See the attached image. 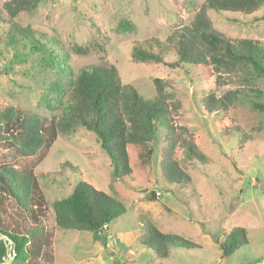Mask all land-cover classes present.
<instances>
[{"label": "rangeland", "instance_id": "1", "mask_svg": "<svg viewBox=\"0 0 264 264\" xmlns=\"http://www.w3.org/2000/svg\"><path fill=\"white\" fill-rule=\"evenodd\" d=\"M8 1L0 0L2 13ZM205 1L44 0L33 12L19 16L24 26L60 41L76 72L113 65L122 84L133 86L145 100L155 95V79L164 80L175 95L168 101L173 131L154 146L155 154L144 169H134L140 173L128 177L130 184L113 180L110 160L93 133L79 128L60 135L35 170L48 201L52 264H264V112L252 107V102L264 104V77L250 78L241 70L218 73L213 66L195 72L137 63L131 56L135 43L157 39L170 48L166 61H175L171 37L191 26ZM263 11L249 17L212 12L211 19L230 40L264 44ZM8 30V23H0L3 40ZM76 45L89 48V54H75ZM9 49L6 43L0 45V111L13 107L51 120L56 113L38 102L52 75L42 72L38 55L10 67L7 59L14 51ZM236 90L242 100L226 113L206 109L208 96L220 98ZM191 142L205 158L204 164L185 158L184 146ZM13 156V151L0 149V164L18 165ZM174 161L190 181L168 177ZM81 181L117 197L127 209L98 235L64 230L55 223L54 201L69 196ZM153 192L156 201L152 202ZM148 222L201 248H177L162 260L141 243ZM238 227L246 229L248 244L222 258L221 244Z\"/></svg>", "mask_w": 264, "mask_h": 264}, {"label": "trees", "instance_id": "2", "mask_svg": "<svg viewBox=\"0 0 264 264\" xmlns=\"http://www.w3.org/2000/svg\"><path fill=\"white\" fill-rule=\"evenodd\" d=\"M42 1L9 0L3 13L0 11V23L9 24L7 39L0 36V45L6 43L14 51L7 59L10 67L38 55L42 72L52 75L38 103L56 113L50 120L13 107L0 111V149L13 151V158L19 162L0 164V232L14 243L13 264L54 262L53 232L46 222L48 201L35 170L45 161L60 135L79 128L93 133L110 160L113 180L130 184L128 177L140 173L134 169H144L155 154L154 146L173 131L168 101L175 95L164 80L153 81L155 95L145 100L133 86L122 84L113 65L92 66L76 72L60 41L21 24L19 16L33 12ZM263 8L264 0H206L191 26L182 33L175 31L171 37L175 61H166L170 48L157 39L135 43L132 60L196 69L195 72L213 66L218 73L241 70L250 78L264 77V44L252 39L230 40L215 28L211 19L212 12L249 17ZM72 50L83 56L90 51L78 45ZM241 100L238 90L220 98L210 95L205 99V107L209 113H226ZM252 105L253 109L264 112L263 103L252 102ZM184 153L192 164H204L205 158L193 142L185 144ZM133 155L137 157L135 163ZM168 177L178 182L191 180L175 161L169 166ZM150 198L156 201V194L153 192ZM52 209L56 226L94 235L103 233L127 211L117 197L84 181L69 196L54 201ZM141 243L162 260L168 259L177 248H201L182 235L163 232L151 222L144 226ZM247 244L246 229L234 228L220 246L222 258H230ZM5 257V242L0 241V263Z\"/></svg>", "mask_w": 264, "mask_h": 264}, {"label": "water", "instance_id": "3", "mask_svg": "<svg viewBox=\"0 0 264 264\" xmlns=\"http://www.w3.org/2000/svg\"><path fill=\"white\" fill-rule=\"evenodd\" d=\"M0 241L5 242L6 246V257L4 258L3 262L0 264H12L15 258V249L13 241L6 235L0 232Z\"/></svg>", "mask_w": 264, "mask_h": 264}]
</instances>
